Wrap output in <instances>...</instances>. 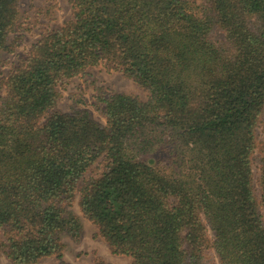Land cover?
Instances as JSON below:
<instances>
[{
    "label": "trees",
    "instance_id": "trees-1",
    "mask_svg": "<svg viewBox=\"0 0 264 264\" xmlns=\"http://www.w3.org/2000/svg\"><path fill=\"white\" fill-rule=\"evenodd\" d=\"M68 3L70 18L0 79L3 254L65 264L62 235L80 236L67 210L77 196L131 264H207L208 251L217 264H264V0ZM20 13V0H0V53L17 46ZM98 65L146 99L97 92L103 124L85 108L57 110L60 88ZM157 151L163 163L144 159Z\"/></svg>",
    "mask_w": 264,
    "mask_h": 264
},
{
    "label": "rangeland",
    "instance_id": "rangeland-1",
    "mask_svg": "<svg viewBox=\"0 0 264 264\" xmlns=\"http://www.w3.org/2000/svg\"><path fill=\"white\" fill-rule=\"evenodd\" d=\"M195 1L201 2V0ZM20 12V23L15 34L13 33L15 37H19L18 44L12 52L2 51L0 53V79L7 75L9 70L28 52L44 32L60 27L63 21L70 18L71 15L68 0H20ZM13 34H10V38ZM211 38L214 41H220L223 39V34L220 30H214L211 33ZM99 91L104 94L114 92L132 94L140 100H145L147 97L146 90L124 77L119 71L98 65L87 68L83 74L69 79L60 88L56 109L67 112L71 108H85L91 112L97 122L103 124L104 118L92 107L95 101L94 96ZM256 134L257 140H260L259 128ZM255 156L252 161V186L255 197L258 199L259 189L256 183L258 169ZM149 158L163 163L166 157L163 152L157 151L144 157V159ZM89 175H93V173H87V176ZM76 202L77 196L72 205L67 207V210L78 218L81 226L80 236L74 240L68 234L62 235L61 240L64 245L62 261L65 264H93L94 259L99 257L109 264H131L128 257L111 254L104 240L96 233L93 224L81 215ZM260 213L264 223V210L261 208ZM207 258V264H217V259L211 251L207 252ZM57 263L58 260L54 257H45L35 264ZM0 264H13L1 250Z\"/></svg>",
    "mask_w": 264,
    "mask_h": 264
}]
</instances>
